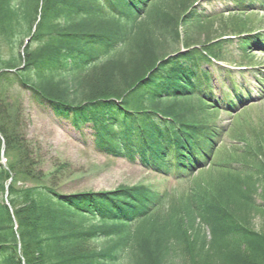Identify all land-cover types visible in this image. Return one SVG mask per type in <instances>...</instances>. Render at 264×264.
Masks as SVG:
<instances>
[{"label": "trees", "instance_id": "1", "mask_svg": "<svg viewBox=\"0 0 264 264\" xmlns=\"http://www.w3.org/2000/svg\"><path fill=\"white\" fill-rule=\"evenodd\" d=\"M168 1L0 0V43L9 51L6 59L0 52V87L25 90L74 133H91L97 153L128 161L138 153L146 171L184 180L209 162L216 135L205 124L218 109L205 68L233 62L228 40L181 39L178 29L198 30L207 17L186 9L191 0ZM21 36L30 41L17 52ZM179 40L186 50H175ZM236 41L247 54L252 41ZM125 46L127 54L110 58ZM102 61L94 78L79 79ZM173 98L185 102L177 114ZM28 148L0 127V264H264V153L240 167L234 206L190 187L186 206L143 236L166 193L136 185L64 195L37 173ZM250 214L262 233L245 222Z\"/></svg>", "mask_w": 264, "mask_h": 264}, {"label": "rangeland", "instance_id": "2", "mask_svg": "<svg viewBox=\"0 0 264 264\" xmlns=\"http://www.w3.org/2000/svg\"><path fill=\"white\" fill-rule=\"evenodd\" d=\"M170 1L178 0H169L166 7L174 4ZM236 4L235 0H191L185 3L187 10L194 7L207 18L198 30L188 28L185 32L178 29L181 39L187 34L199 46L221 38L230 41L223 45V51L233 63L205 68L213 76L215 95L224 97L227 90L236 88L238 95L249 99L235 109L233 116L215 110L206 118L205 124L217 133L209 162L204 164L203 169L184 175V180L179 181L180 177L162 178L146 171L139 163L138 153L134 154V161L116 160L97 153L91 133H74L70 124L58 119L49 107L43 105L39 108L32 102L30 94L17 86L0 87V127L7 135L16 134L25 141L37 173L64 195H99L136 185H144L160 195L166 193L156 212L157 217L153 216L141 226L143 236L155 228L156 222L161 221L170 210L175 216L186 206L190 187H194L191 188L192 193L196 191L206 198L213 195L214 199L221 200L223 196L224 206L228 202V205L234 206L233 188L239 187L240 167L252 164L260 153H264V0H243L239 3L241 9L236 8ZM30 28L32 36L34 29ZM243 34L252 43L248 53L241 55L236 37ZM29 41V37H19L16 51L22 52L21 49ZM174 48L177 52L186 50L180 40ZM127 51V46L120 47L110 58H121ZM0 52L2 59L8 57L5 42L0 43ZM104 61L94 69L79 74V79L94 78ZM38 88L40 92L49 93L43 87ZM181 99L168 101V106L174 108L171 114H177L183 108L185 102L180 104ZM5 161L3 157L1 163L5 164ZM244 188L254 196L259 194V190L250 184ZM245 222H249L257 233H262L263 222L256 214H250Z\"/></svg>", "mask_w": 264, "mask_h": 264}]
</instances>
